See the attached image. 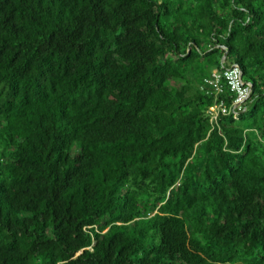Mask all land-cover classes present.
Masks as SVG:
<instances>
[{"label":"trees","instance_id":"16d2710c","mask_svg":"<svg viewBox=\"0 0 264 264\" xmlns=\"http://www.w3.org/2000/svg\"><path fill=\"white\" fill-rule=\"evenodd\" d=\"M0 264H264V0H0Z\"/></svg>","mask_w":264,"mask_h":264},{"label":"built area","instance_id":"2783aa9c","mask_svg":"<svg viewBox=\"0 0 264 264\" xmlns=\"http://www.w3.org/2000/svg\"><path fill=\"white\" fill-rule=\"evenodd\" d=\"M220 79L225 81V85L233 94V102L231 107L228 108L223 104V101H221L217 105L216 110L210 112L211 119H215L219 112L226 114L234 111V114H236L237 110L241 109L242 102L248 98L251 92L250 84L243 81L241 69L235 64L223 69L221 73L214 70L212 72V78L206 81L212 83L216 90L221 91L222 86L219 84Z\"/></svg>","mask_w":264,"mask_h":264},{"label":"rangeland","instance_id":"374dc122","mask_svg":"<svg viewBox=\"0 0 264 264\" xmlns=\"http://www.w3.org/2000/svg\"><path fill=\"white\" fill-rule=\"evenodd\" d=\"M229 62V61H228ZM228 67H230V66H228ZM227 67V68H228ZM215 69H213V71H214ZM219 84L221 85V86H223L224 84H225V81H223V79H220L219 80ZM217 107V106H216ZM215 110H216V108H215Z\"/></svg>","mask_w":264,"mask_h":264},{"label":"water","instance_id":"95a60500","mask_svg":"<svg viewBox=\"0 0 264 264\" xmlns=\"http://www.w3.org/2000/svg\"><path fill=\"white\" fill-rule=\"evenodd\" d=\"M225 57H226V53L223 54L222 61L225 59Z\"/></svg>","mask_w":264,"mask_h":264}]
</instances>
